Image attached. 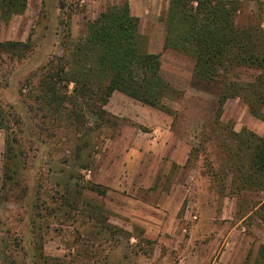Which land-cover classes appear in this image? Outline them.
<instances>
[{
  "label": "rangeland",
  "instance_id": "obj_1",
  "mask_svg": "<svg viewBox=\"0 0 264 264\" xmlns=\"http://www.w3.org/2000/svg\"><path fill=\"white\" fill-rule=\"evenodd\" d=\"M123 1L27 0L22 15L0 18L1 43L31 39L34 47L24 60L5 63L7 79L0 75L6 120L0 128V264H264V193L238 189L236 178L223 172V150L234 144L230 132L262 137L264 121L232 98L215 123L219 87H193V60L164 49L169 0L164 12V0H154L157 12L140 21V33L171 85V114L119 92L104 106L109 117L89 115L82 106L85 117L77 118L78 107L68 102L63 112L57 99L45 112L38 110V74L47 60L63 55V42L85 36L89 24ZM243 7L237 24L254 20L264 27V0ZM155 130L172 132L189 151L184 166L161 165L151 192L110 188L140 169L141 160L134 158L131 168L125 158ZM173 183L184 194L177 214L167 195ZM140 199L159 204L163 213Z\"/></svg>",
  "mask_w": 264,
  "mask_h": 264
},
{
  "label": "trees",
  "instance_id": "obj_2",
  "mask_svg": "<svg viewBox=\"0 0 264 264\" xmlns=\"http://www.w3.org/2000/svg\"><path fill=\"white\" fill-rule=\"evenodd\" d=\"M246 1L252 0H169L164 49L193 60V87H219L215 123L225 102L232 98H239L253 117L264 121V27L254 20L237 24L236 18ZM26 6L27 0H0V18L9 21L22 15ZM61 48L63 55L49 58L38 74L40 94L35 100L42 106L40 112L50 109L53 99H57L63 112V104L68 102L78 107L77 118L85 117L82 106L89 115L109 117L104 106L114 92H119L144 106L171 114L166 105L171 100V85L161 76L159 55L148 52V41L140 33V20L131 15L127 0L122 6L101 13L89 24L85 36L65 41ZM33 49L31 39L0 42L2 78L9 76L3 71L6 62H20ZM241 74H246V79ZM5 121L0 107V128H4ZM230 133L234 144L223 150V172L236 178L238 189L254 187L264 193V136L246 130ZM91 191L101 197L106 194L105 190ZM21 192H28L25 185Z\"/></svg>",
  "mask_w": 264,
  "mask_h": 264
},
{
  "label": "crops",
  "instance_id": "obj_3",
  "mask_svg": "<svg viewBox=\"0 0 264 264\" xmlns=\"http://www.w3.org/2000/svg\"><path fill=\"white\" fill-rule=\"evenodd\" d=\"M152 1L151 5V0H128L131 13L140 19L142 25L145 21L151 19V17L149 18V14L151 12L153 14L154 12H157L156 4L154 0ZM162 4L161 11L164 12L166 11L167 2L164 0ZM188 154L189 151H186L184 147L177 142V139L172 132H166V130L160 132L159 130H155L152 134H150L146 143L140 145L136 142L135 146L131 148L130 153H127V157L125 158V161L128 162L127 166L131 168L134 165V158L141 160V162L138 161V167H140V169L130 171L127 173V176L123 177L122 181H119L118 184L110 185L109 187L113 190L127 189L128 193L132 195L138 193V191L140 192L141 190L151 192L156 189V178L161 165H165L167 167L175 164L179 167H183L187 161ZM131 156H133V159H131ZM167 195H169V198L174 201L176 208L173 212L177 214L179 210L178 205L180 206L182 200L184 199V194L179 185L173 183L169 187ZM137 202L147 208H150V210L162 212V210L158 208L159 204L152 206L153 204L150 205L148 202L141 199L137 200ZM156 221H158L159 224H162L161 220L156 219ZM162 230H164V228H162Z\"/></svg>",
  "mask_w": 264,
  "mask_h": 264
}]
</instances>
